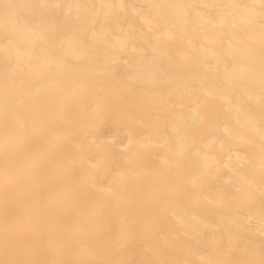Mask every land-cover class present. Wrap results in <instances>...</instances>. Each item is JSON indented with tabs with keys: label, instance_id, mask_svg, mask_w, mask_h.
Here are the masks:
<instances>
[{
	"label": "bare ground",
	"instance_id": "obj_1",
	"mask_svg": "<svg viewBox=\"0 0 264 264\" xmlns=\"http://www.w3.org/2000/svg\"><path fill=\"white\" fill-rule=\"evenodd\" d=\"M0 264H264V0H0Z\"/></svg>",
	"mask_w": 264,
	"mask_h": 264
},
{
	"label": "snow or ice",
	"instance_id": "obj_2",
	"mask_svg": "<svg viewBox=\"0 0 264 264\" xmlns=\"http://www.w3.org/2000/svg\"><path fill=\"white\" fill-rule=\"evenodd\" d=\"M5 7L6 8H13L14 6H12V5H6Z\"/></svg>",
	"mask_w": 264,
	"mask_h": 264
}]
</instances>
